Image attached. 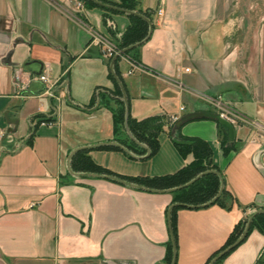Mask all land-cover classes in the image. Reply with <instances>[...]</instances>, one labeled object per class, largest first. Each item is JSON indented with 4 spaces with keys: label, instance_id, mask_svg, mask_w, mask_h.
Returning a JSON list of instances; mask_svg holds the SVG:
<instances>
[{
    "label": "crops",
    "instance_id": "0c3cea01",
    "mask_svg": "<svg viewBox=\"0 0 264 264\" xmlns=\"http://www.w3.org/2000/svg\"><path fill=\"white\" fill-rule=\"evenodd\" d=\"M136 8L151 11L153 29L134 52L145 71L129 74V57L117 61L129 116L165 122L158 150L142 158L96 146L114 141L98 94L115 83L113 57L89 29L115 41L130 12L101 1L0 0V264H167L172 194L72 175L68 155L87 148L122 175L173 173L192 156L177 151L169 116L211 110L202 95H220L255 124H233L239 147L227 154L214 120L179 126L210 143L232 198L175 210V264H204L240 219L264 209V16H253L251 0H137ZM263 249L253 228L220 264H255Z\"/></svg>",
    "mask_w": 264,
    "mask_h": 264
},
{
    "label": "trees",
    "instance_id": "16d2710c",
    "mask_svg": "<svg viewBox=\"0 0 264 264\" xmlns=\"http://www.w3.org/2000/svg\"><path fill=\"white\" fill-rule=\"evenodd\" d=\"M84 4H91L93 0H80ZM107 5L118 7L122 10L127 11H136L139 14L146 16L149 19L151 17V11L149 10H139L136 8L137 0H98ZM129 23L127 24L125 30L118 39H115V42L120 50L129 48L134 43L142 40L148 32V23L139 15L128 13ZM136 47L127 49L122 55L129 57L133 61H137L135 57ZM119 57L113 63V70L109 72V76L113 79L115 87L110 92H100L98 97L101 100H98L99 105L107 107L112 113L113 119V140L122 144L129 150L134 153L142 154L145 152V149L140 147L134 141H132L127 135L124 127V102L122 101V90L117 80L114 78V75L121 81L122 77L120 71L117 67V61ZM96 97V96H95ZM93 99L90 101L92 104ZM128 128L133 135V137L145 144L149 150V156L153 155L159 148L158 133L163 130L165 122L157 117H149L141 120L133 119L129 116L127 120ZM173 124H170V129ZM218 127V137L221 144V149L223 154H227L230 150H236L239 145L235 140L229 141L227 136V128L221 124H217ZM174 145L177 148V151L181 156L186 157L191 155L192 159L189 163L179 168L173 173L163 174V175H153V176H128L115 173L110 169L97 164L88 154L87 148H81L78 150L71 159V169L77 173H94L97 175H108L113 178L124 181L126 184H135L137 186H144L151 190L167 189L175 187L178 185H183L196 175L203 173L198 177L194 182L188 184L185 187L174 190L170 192L172 194V201L170 205L174 203H184L190 205L201 204L209 201L213 196L216 195L219 185H220V176L214 171L220 170L212 160V147L208 141L203 140L197 136H184L180 134L179 129L175 131L174 134ZM99 148H117V146L104 145L99 146ZM221 175V173H220ZM222 177V175H221ZM223 178V177H222ZM112 180V179H111ZM116 181V180H114ZM140 189L139 187H137ZM228 193L227 189L224 187L220 196L216 199L214 203H226L224 202V196ZM230 195V193H228ZM231 196V195H230ZM232 198V196H231ZM169 205V206H170ZM168 206V207H169ZM182 206H174L171 208L168 222L169 229L171 233V238L166 242V253L165 261L167 264H172L173 260V249H175V227H174V213L175 210ZM168 212V208H167ZM252 216L250 226L247 232V235L253 228H256L260 233L264 235V212L252 213L242 219H240L229 232L225 242L215 250L207 259L204 264H209V261L216 256L220 251L227 248L233 244L243 233L245 225L248 218ZM246 235V237H247ZM245 237V238H246ZM244 238V239H245ZM243 239V240H244ZM172 240L174 245L172 244ZM242 240V241H243ZM241 241V242H242ZM240 242V243H241ZM236 247V246H235ZM235 247L230 249L219 259H217L213 264H220L222 259ZM255 264H264V249L261 255L256 260Z\"/></svg>",
    "mask_w": 264,
    "mask_h": 264
},
{
    "label": "water",
    "instance_id": "95a60500",
    "mask_svg": "<svg viewBox=\"0 0 264 264\" xmlns=\"http://www.w3.org/2000/svg\"><path fill=\"white\" fill-rule=\"evenodd\" d=\"M94 2H99L98 0H93ZM124 11H127V10H124ZM127 12H130V13H133V14H136L138 15V13L136 12H133V11H127ZM141 17L148 23V32H147V35L140 41L134 43L132 46H130L129 48H132V47H137L139 45H141L142 43H144L151 35V32H152V29H153V24L152 22L145 16H142ZM129 48H126V49H123V50H120L115 56H113V58L111 59V63H110V66L113 64L114 60L117 59L118 57H120L127 49ZM114 78L117 80L118 84L120 85V88L122 90V101L124 102V127H125V131L127 133V135L129 136V138L134 141L136 144H138L140 147H142L143 149H145L146 153L143 155V156H136L135 154H133L131 152V150H129L128 148H126L125 146H123L122 144L116 142V141H107V142H102V143H99L97 144L96 146H104V145H112V146H117L119 147L120 149L124 150L126 153L129 154V156L131 157H134V158H142V157H147L149 155V150L147 148L146 145H144L143 143L137 141L133 135L131 134L129 128H128V125H127V120H128V113H129V104H128V99H127V96H126V93H125V90L123 88V85L121 83V81L117 78V76L114 75ZM195 118H208V119H212L214 120L217 124H221L223 126H225L227 128V136H228V140L229 141H233L234 138H235V130H234V126L231 122H229L228 120L222 118L217 112L213 111V110H208V109H205V110H195V111H191V112H187L185 114H183L182 116H180L173 124L172 128H171V134L173 135L175 133V131L179 128V126H181V124H183L184 122L188 121V120H191V119H195ZM79 149L81 148H75L74 150H72L69 155H68V160L71 158L72 155L75 154L76 151H78ZM68 172L72 175H75V176H83V175H87V176H97V177H102V178H106V179H112V180H116L118 182H121V183H125L124 181L122 180H119V179H116V178H113L111 176H108V175H97V174H94V173H76V172H73V170L70 168V166L68 167ZM216 174H218L220 176V185H219V189L216 193L215 196H213L209 201L207 202H204V203H201V204H196V205H190V204H184V203H174L172 205H170L168 207V212H167V215L169 216V213H170V210L172 207L174 206H182V207H187V208H200V207H206V206H209L211 204H213L216 199L220 196L222 190L224 189V180L223 178L221 177L220 173L218 171H214ZM203 173L205 172H202L198 175H196L194 178H192L191 180H189L188 182H186L185 184L183 185H178V186H175V187H171V188H167V189H159V190H151L147 187H144V186H137L135 184H129L130 186H133L135 188L139 187L140 189L142 190H146V191H155V192H172L174 190H177V189H180L182 187H185L187 186L188 184L194 182L198 177H200ZM126 184V183H125ZM259 212H264V209H257L254 211V213H259ZM251 219H252V216H250L247 220V223L245 225V228H244V231L243 233L241 234V236L233 243L231 244L230 246H228L227 248L223 249L222 251H220L216 256H214L210 261H209V264H213L217 259H219L222 255H224L226 252H228L230 249H232L233 247L237 246L247 235V232H248V229H249V226H250V222H251ZM169 225V223H168ZM172 244L174 245V242L172 240ZM172 264H175V249H173V260H172Z\"/></svg>",
    "mask_w": 264,
    "mask_h": 264
},
{
    "label": "built area",
    "instance_id": "2783aa9c",
    "mask_svg": "<svg viewBox=\"0 0 264 264\" xmlns=\"http://www.w3.org/2000/svg\"><path fill=\"white\" fill-rule=\"evenodd\" d=\"M74 2H75V5L77 8L83 7L82 1L74 0ZM159 13H160V11H159ZM89 31L91 34V40L99 46L100 53L103 57L112 58L113 56H115L120 51V49L117 46L115 41L104 37L103 35L99 34L95 30H93L92 28H90ZM130 61H131L130 68L127 71V73L130 74L136 70L137 71H145V69L138 62H135L131 59H130ZM185 71H188V68H185ZM38 80H40L43 83H48L49 85H51V83H52L46 74L39 75ZM46 92L49 95H52V93H50L49 91H46ZM200 97L202 98V100H204L212 108L211 110L217 112L222 118L228 120L232 124H237V123H244V124H250V125L255 124V122L249 120L248 118L239 114L234 109H232L230 106L225 104L220 95H218V96L202 95ZM179 109L182 111L184 109V106L181 105ZM178 118L179 117L177 115L169 116V119H168L169 124H174V122ZM52 123H53V121H41V124H52Z\"/></svg>",
    "mask_w": 264,
    "mask_h": 264
},
{
    "label": "rangeland",
    "instance_id": "374dc122",
    "mask_svg": "<svg viewBox=\"0 0 264 264\" xmlns=\"http://www.w3.org/2000/svg\"><path fill=\"white\" fill-rule=\"evenodd\" d=\"M251 3L253 16H264V0H251Z\"/></svg>",
    "mask_w": 264,
    "mask_h": 264
}]
</instances>
